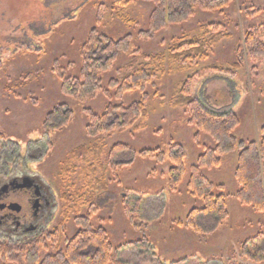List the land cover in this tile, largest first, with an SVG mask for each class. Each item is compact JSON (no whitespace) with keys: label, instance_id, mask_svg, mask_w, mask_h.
Segmentation results:
<instances>
[{"label":"rangeland","instance_id":"374dc122","mask_svg":"<svg viewBox=\"0 0 264 264\" xmlns=\"http://www.w3.org/2000/svg\"><path fill=\"white\" fill-rule=\"evenodd\" d=\"M19 5L25 23L31 22L36 13L39 17H35V21L40 22L30 26L32 37L26 24L13 17L8 0H0V38L3 39L1 44H5L0 46V181L3 183L20 171L36 175L49 187L47 197L51 208L40 230L49 226L62 205L57 201L61 193L75 186L82 188L80 179L65 180L61 175L65 156L81 145L100 142L107 152L113 145L122 143L137 153L159 148L168 154L170 144L178 143L187 154L188 174V167L195 163L200 150L192 139L194 131L186 123V117L170 105L178 83L193 71L208 66L228 70L237 61L238 44L242 43L247 30L264 24V0H235L225 15L197 11L183 25L167 26L151 39H143L139 35L146 30L147 16L152 9L149 3H131L123 12L127 21L117 17L120 10L110 6L108 0H23ZM207 25L217 27V32L224 30L226 36L217 41L207 60L199 61L190 70L170 68L155 81L156 87L147 86L149 118L145 129L100 135L98 141L85 136L88 114H100L108 103L127 105L139 99L138 93L117 99L116 87L109 84V80L117 77V69L129 62L130 53L138 50L143 54L167 56L174 41L203 38L202 27ZM94 28L113 40L129 36L130 46L106 75L102 86L105 93L95 94L79 104L62 94L57 75L51 69L56 67L58 75L66 78L76 73L81 47ZM22 47L35 52L21 55ZM168 67L165 64V69ZM195 95L212 111L237 115L239 127L235 136L239 140L259 141L264 127V58L249 60L245 57L243 66L233 75L201 72ZM62 103L73 110L71 121L61 132H44L41 129L44 116ZM203 140L208 143L206 137ZM121 157L133 162L107 173V191L115 195L111 202L113 211L101 209L93 223L107 230L115 246L148 240L146 248L136 244L122 249L119 253L122 260L128 264H229L228 254L233 251L235 260L232 262L255 264L240 256L239 249L264 223V216L240 206L230 197L227 200L229 217L224 225L213 234L196 235L184 226L187 213L200 207L186 192L187 178L172 192L168 187V166H157L136 153L133 157L123 153ZM235 166L236 153L224 158L219 168L205 170L204 175L211 182L223 185L224 193L232 195L236 190ZM139 197L142 201L130 221L123 203L126 200L134 207ZM21 200L20 195L15 197V201ZM58 219L59 216L55 221ZM75 230L69 222L65 235L70 238Z\"/></svg>","mask_w":264,"mask_h":264},{"label":"trees","instance_id":"16d2710c","mask_svg":"<svg viewBox=\"0 0 264 264\" xmlns=\"http://www.w3.org/2000/svg\"><path fill=\"white\" fill-rule=\"evenodd\" d=\"M110 6L120 11L117 17L127 21L124 10L131 3L143 2L152 5L146 20V30L139 37L151 39L167 26L183 25L192 19L197 11H207L225 15L235 0H108ZM23 0H8V7L14 18L26 24L31 32V25L36 20V13L31 22L25 23V15L19 8ZM18 4V5H17ZM210 28L212 33L210 34ZM213 25L203 26V38H188L174 41L168 49L167 56L149 55L138 52L130 53L129 62L117 69V77L109 80L116 87L115 97L121 99L127 94L138 93L139 99L127 105L108 103L100 114H88L85 125V136L97 140L101 136L122 134L129 129L135 131L147 127L149 112L147 109V86H155V81L170 68L190 70L199 61L207 60L209 53L217 41L226 35L224 30L217 32ZM34 39V38H33ZM0 38V46H4ZM130 46L129 36L113 40L108 35L91 29L80 51V63L77 72L70 77L58 75L60 91L63 95L79 104L92 99L95 94L105 93L103 82L112 70L121 53L127 52ZM35 52L34 49L22 47L21 55ZM237 61L225 69L221 66H208L193 71L178 83L170 100L174 109L182 111L186 123L193 129L192 139L200 150L194 164L188 167L187 154L184 147L171 143L168 154L161 149H143L138 153L122 143L113 145L107 152L104 144L91 146L81 145L65 156L61 175L63 179H80L81 189L72 187L69 192L61 193L57 199L60 205L48 227L41 229L33 237L13 242L0 239V264H128L120 258V251L128 246L146 248V238L128 242L123 246H115L109 233L101 226L93 223L96 213L101 209L113 211V193L107 191L106 176L109 170L131 165L132 160H123L122 154L132 157L136 153L141 158L151 161L157 166H168V187L174 192L187 178L186 192L200 203V207L191 209L184 220V226L199 236L213 234L224 225L229 217L227 200L232 197L242 207L250 208L254 213L264 216V127L260 130L259 141L239 140L235 131L239 127V119L233 112L217 113L208 108L207 103L200 101L195 95V88L203 71L226 73L233 75L243 66L244 58L249 60L264 58V24L250 27L242 43L238 44ZM19 54V55H20ZM165 64L168 69H165ZM105 83V82H104ZM156 87V86H155ZM74 112L62 103L46 113L41 129L46 133L61 132L71 121ZM208 139V143L203 140ZM1 138V137H0ZM236 153L234 180L236 190L230 195L224 193V186L211 182L205 170L217 169L222 160ZM102 160V164H101ZM39 181V180H38ZM74 181V180H73ZM40 182V181H39ZM41 188L48 192L47 185ZM2 181H0V185ZM121 197V196H120ZM142 198L134 201L130 207L124 201V211L130 221L137 214ZM59 216L56 222V217ZM71 222L75 227L72 237L65 235L66 225ZM145 243V245H144ZM240 256L255 264H264V223H261L254 235L240 246ZM229 264L234 252L229 254Z\"/></svg>","mask_w":264,"mask_h":264},{"label":"flooded vegetation","instance_id":"af4514ba","mask_svg":"<svg viewBox=\"0 0 264 264\" xmlns=\"http://www.w3.org/2000/svg\"><path fill=\"white\" fill-rule=\"evenodd\" d=\"M17 172V171H16ZM30 177L34 182L29 188H14L22 184L24 178ZM13 185H10V184ZM9 186L0 194V205L11 202L18 205V210L10 211L0 209V237L13 242L25 241L36 235L41 228V223L46 220L51 203L47 197V191L41 188V183L36 175L18 171L12 178L4 181L0 189ZM23 200L15 201L16 196ZM5 212L6 215H3Z\"/></svg>","mask_w":264,"mask_h":264},{"label":"water","instance_id":"95a60500","mask_svg":"<svg viewBox=\"0 0 264 264\" xmlns=\"http://www.w3.org/2000/svg\"><path fill=\"white\" fill-rule=\"evenodd\" d=\"M33 180L30 177L24 178L22 181V184L15 186L14 188L18 189H25L29 188L33 184ZM10 185H13L12 183ZM9 186H4L3 188L0 189V194H2L5 190H7ZM8 209L10 211H16L18 210V205L15 203L11 202H4L3 204L0 205V209Z\"/></svg>","mask_w":264,"mask_h":264}]
</instances>
